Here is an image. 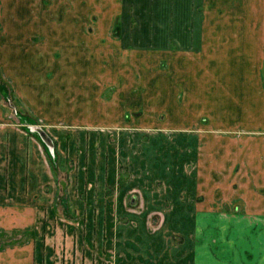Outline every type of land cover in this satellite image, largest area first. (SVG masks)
Listing matches in <instances>:
<instances>
[{
	"label": "crops",
	"instance_id": "1",
	"mask_svg": "<svg viewBox=\"0 0 264 264\" xmlns=\"http://www.w3.org/2000/svg\"><path fill=\"white\" fill-rule=\"evenodd\" d=\"M11 1L14 16L0 18V264H264V0H105L112 10L109 17L103 16L104 0H62L57 16L53 0ZM93 1L94 14L88 12ZM231 11L236 18L229 16ZM57 25L62 28L56 30ZM90 52L102 59L159 58L175 74L177 91L200 92L191 96L192 107L212 108L216 98L209 91L218 85L227 91L228 104L238 107L222 117L229 128L175 130L176 229L116 224L122 217L138 218L127 209L132 188L158 178L144 174L121 183L114 158L119 147L109 146L104 132L87 131L55 135L57 153L78 168L68 193L58 199L63 215L77 216V223L55 222L62 217L59 194L41 159L40 140L29 128L40 127L51 138L54 133L21 117L9 100L10 87L1 81L7 79L14 90L35 100L41 89L48 91L49 79L55 85L52 68H42L43 59H85ZM206 111L212 113L210 121L219 120L213 109ZM12 116L22 123H13ZM143 159L134 156L130 165L140 161L151 168L150 159ZM119 187L118 194L108 193ZM143 192L144 198L150 196ZM71 197L73 216L66 203ZM109 204L114 229L83 223L107 216ZM221 216L258 219L245 226L251 241H224L226 229L221 241H211L210 229L200 234L197 219ZM40 217L46 219L41 228Z\"/></svg>",
	"mask_w": 264,
	"mask_h": 264
},
{
	"label": "rangeland",
	"instance_id": "2",
	"mask_svg": "<svg viewBox=\"0 0 264 264\" xmlns=\"http://www.w3.org/2000/svg\"><path fill=\"white\" fill-rule=\"evenodd\" d=\"M25 1L23 0L22 5ZM216 2L222 1L212 0L211 3L216 4ZM103 3L105 7L103 16H111L112 10L105 6V0ZM63 5L62 0H53L55 16L59 14L57 11ZM88 6V12L94 14V1ZM14 9L15 3L13 1L0 0V18L13 17ZM17 12L21 15L18 8ZM60 12L62 11L60 10ZM236 15L234 11H231L229 16L236 18ZM214 16H222V12ZM61 28L58 25L55 27L56 30ZM90 55L85 59L75 57L70 59H43L42 68L43 70L52 68L55 85L52 84V79H49L48 91L41 89L38 98L35 100L25 97L24 94L22 96L20 92L14 90L12 85H9L7 79H4L6 82L3 79L1 81L10 87L8 90L10 92H7L9 100L17 104L16 110L21 117L31 124L44 126L54 133L52 138L54 139L55 159L52 158L41 141L39 146L43 152L41 159L47 173L54 179V182L51 183L54 185L53 191L59 194L57 200L61 195L66 194L65 192L68 193L70 181L74 179L78 168L75 162L71 163L57 153L58 138L56 136L70 135L69 133L76 135L83 131L88 133L104 132L103 134H107L109 137V146L112 148L119 147L114 153V158L119 163L121 183L127 182L133 177L142 179L144 174L146 177L158 178L152 185L132 188L127 196V209L129 213H133L138 218L122 217L115 221L116 224L121 228L134 227L139 229L143 226L152 229V231L153 229H176L179 219L174 216L176 213L173 190L175 130L178 128L195 131L229 128V123H225L222 117L230 116L234 109L238 110V107L228 104L231 101L225 96L228 93L226 90L223 91V85L219 87L218 84L217 89L209 91L208 96L212 97L210 94H214V98H216L212 108L205 105L204 107H192L190 105L191 96L200 95V92L196 89L192 92L181 89L177 91L174 83L175 74L170 72L171 70L168 73V64L159 58L141 56L102 59L94 57L93 52ZM11 61L16 64L17 59ZM113 62H115L114 65ZM42 76L44 77V75ZM42 81L44 82V79ZM66 83L70 84V89L64 88ZM113 83L114 90L110 88ZM50 85H53L52 90H50ZM200 86L202 85L200 84ZM205 92L208 93L205 90L201 92V95L203 96ZM101 93L103 98L100 96ZM230 94V98H233L234 91H231ZM223 97H226L227 103L224 102ZM185 101H188V105ZM204 102L206 103V100ZM2 103L7 112L14 115L8 101L4 102L2 99ZM208 108L209 111L213 109L211 112L214 113V119L218 117V121H210L209 117L212 113L206 111ZM191 117L195 118L194 122L190 120ZM197 119L199 120L197 121ZM9 120L16 124L22 123L14 116ZM134 156L140 158V161L146 157L150 159V163H153L151 168L143 166V162L140 161L136 165H130L133 163L132 157ZM128 166L134 167L135 173L131 174ZM109 190L108 193L114 196V193H119L120 187L115 192L110 188ZM143 191L150 196L144 198ZM77 193L75 192L76 199L79 198ZM203 198L202 195L199 196V203L202 202ZM83 199L84 195L81 194V200ZM68 200L66 201L68 214L73 216L74 203L71 202L72 200ZM131 200L135 202L132 205H130ZM57 206L59 208L58 216L61 217L62 215V217L56 219V223L62 224L61 221L64 220L63 223L68 225V222L75 223L78 220L77 216L68 218L63 215V208L59 200ZM106 210H108L107 216L99 217L96 215L95 218L84 219L83 223L88 226H101L103 229H114V206L106 205ZM143 212L146 213V216L142 217ZM257 220L254 217L235 216L197 219L200 234L205 233L203 229H210L211 241H221L224 232L222 229H226L224 241L231 242L240 239L250 242L251 230L245 226L249 227ZM45 221L46 219L40 217V228ZM49 225L52 226V223ZM238 229H246L247 233L242 236ZM173 238L175 239V237Z\"/></svg>",
	"mask_w": 264,
	"mask_h": 264
},
{
	"label": "water",
	"instance_id": "3",
	"mask_svg": "<svg viewBox=\"0 0 264 264\" xmlns=\"http://www.w3.org/2000/svg\"><path fill=\"white\" fill-rule=\"evenodd\" d=\"M32 134L37 136L39 140L43 143V145L47 148L49 151V154L52 156L53 159H55V151H54V141L53 139L44 131V129L40 127H33L29 128Z\"/></svg>",
	"mask_w": 264,
	"mask_h": 264
}]
</instances>
